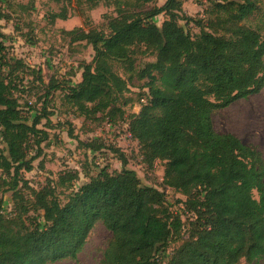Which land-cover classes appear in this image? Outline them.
<instances>
[{
    "label": "trees",
    "instance_id": "16d2710c",
    "mask_svg": "<svg viewBox=\"0 0 264 264\" xmlns=\"http://www.w3.org/2000/svg\"><path fill=\"white\" fill-rule=\"evenodd\" d=\"M51 1L70 5L72 0ZM202 1L204 19L195 20L182 16L181 0H166L159 7L152 5L155 0H83L89 10L112 5L115 17L104 30L63 31L70 43L90 46L93 58L80 65L78 83L48 88V93L62 91L64 103L77 116L100 117L108 124L115 120L129 82L146 81V102L130 116L127 131L148 167L164 162V185L185 198L193 215L187 236L167 256L183 223L165 206L164 194L143 185L115 149L111 152L120 172L101 169L62 204L56 189L70 190L78 179L76 172L64 173L52 186L30 189L32 201H23L22 187H28L22 174L33 169L48 139L47 130L38 129L48 114L42 109L32 118L21 112L14 94L25 65L6 57V37L0 31V142L5 146L0 148V172L12 200L9 214L0 200V264L75 260L96 223L110 233L101 264L264 260V158L235 136L217 133L211 120L213 112L264 88V38L243 24L257 5L253 0ZM159 16L164 20L157 26ZM50 17L65 21L66 9ZM182 21L194 24L198 33L186 32ZM138 54L154 61L136 70ZM115 64L127 79L117 74ZM40 74L33 72L39 81ZM30 146L35 155L28 158ZM82 146L94 153L105 148L96 142ZM30 212L36 216L30 218Z\"/></svg>",
    "mask_w": 264,
    "mask_h": 264
},
{
    "label": "rangeland",
    "instance_id": "374dc122",
    "mask_svg": "<svg viewBox=\"0 0 264 264\" xmlns=\"http://www.w3.org/2000/svg\"><path fill=\"white\" fill-rule=\"evenodd\" d=\"M165 1L155 0L152 5L159 7ZM253 1L257 10L243 24L256 30L264 38V6L260 0ZM181 2L182 16L195 20L204 19V1ZM63 8L66 9L67 19L52 22L50 16L60 13ZM113 9L112 5L100 4L89 10L83 0H72L70 5L55 4L51 0H0V31L6 37V57L21 60L25 65L16 82L19 91L14 94L19 99L21 112L32 118L35 114H41L42 109L48 114V122L42 120L38 126V129L47 130L48 139L41 145L40 156L32 162L33 169L22 174L28 188L22 187L21 194L23 201L30 203V189L38 191L47 185L52 186L60 175L76 172L78 179L72 189H56L55 194L63 204L70 192L87 183L89 178L97 176L101 169H106L109 173L121 171L118 157L111 152V149H115L126 157V168L134 171L143 185L151 186L164 194L165 206L171 213L177 214L183 223L180 239L170 241L167 256L187 236L193 215L184 205L185 198L164 185V162L157 160L152 167H148L137 142L127 131L130 116L137 114L146 102V81L132 79L129 82L123 100L116 107L115 120L108 124L100 120V117L85 119L77 116L64 103L62 91L48 93L51 83L61 88L78 83L80 65L90 63L93 58L90 46L85 42L70 43V38L63 31L104 30L108 19L115 17ZM163 20L162 16L155 18L156 25L160 26ZM179 24L191 35L198 33L197 27L192 23L185 24L182 21ZM153 61L152 56L138 54L134 57V67L140 70L146 63ZM31 71H40L41 80H37ZM115 71L125 79L128 78L116 64ZM124 101L127 103L124 104ZM211 120L217 133L235 136L243 144L259 151L264 158V88L256 95L213 112ZM70 131L72 137L69 138ZM93 142L102 144L105 148L94 153L82 146ZM4 147L0 142V148ZM28 154V158L33 157L35 150L31 147ZM3 180L4 176L0 172V200L3 201L4 213L9 214L12 212L11 193L6 192ZM28 216L33 218L36 214L30 212ZM109 240L110 233L100 223H96L75 260H63L54 264H101ZM238 264L248 263L241 260ZM253 264H264V260Z\"/></svg>",
    "mask_w": 264,
    "mask_h": 264
}]
</instances>
